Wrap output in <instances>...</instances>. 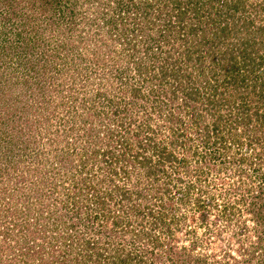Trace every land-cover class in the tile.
<instances>
[{
    "label": "rangeland",
    "instance_id": "obj_1",
    "mask_svg": "<svg viewBox=\"0 0 264 264\" xmlns=\"http://www.w3.org/2000/svg\"><path fill=\"white\" fill-rule=\"evenodd\" d=\"M19 2L23 5L22 7L28 8L30 6L24 0H19ZM30 2L31 0H29ZM79 2V5H76L75 8V11L78 12L76 15L71 14L66 18L64 16L66 11L61 6L54 11V18L53 16L30 17L24 20V24H22V20H19L18 16L14 17L12 21L3 23L2 16L4 10H6V2L0 1V72L2 67H5L3 70H10L6 77H3L4 75L0 76V83H6L7 80L14 82L15 79L18 80L17 77L20 78V83L25 80L23 87H20V84L13 85V96L25 94L22 99L25 104L31 105L30 115L35 116L46 107L58 112L53 114L64 116L63 110L58 111V106L53 107L54 104L60 102V97H62V102L66 104L69 110L75 109V112H78L81 109L84 112L82 114L84 122L80 125H74L73 128L81 133L86 131L88 125L97 128L100 131L98 135L102 141L100 147H104L103 144L106 140L105 127L112 126L115 128L118 122L117 113L113 116L115 121H112L111 118V112L115 109L119 112L123 110L124 113H128V116L134 119L135 123L138 122V128H140V131L142 130V133L144 132L143 134L146 132L144 130H147L145 124L148 115L150 118L149 128L153 130L154 139L157 142L163 140L165 143L171 135L163 118L165 113L162 115L150 111V102L153 98L151 95H149L148 101H145L142 96L138 97L135 101L136 108L130 107V104L126 105L131 100L130 85L134 83L139 85L141 87L139 95L144 96L148 93V88L143 89L144 80L133 73L132 64L128 66L129 73H122L124 77H121L122 74L118 77L117 68L124 61V52L118 53L121 44L105 41L104 38L101 39V33L96 25L88 28L85 18L90 17L92 11L88 4H85L86 2L82 0H79ZM258 2H263L264 5V0H247L248 4ZM249 17H253L255 23L261 22L264 24V12L253 16L249 15ZM32 22L34 27L29 25ZM161 41L162 38L160 40L148 39L147 46L162 44ZM170 44L173 47L176 46L175 42ZM162 48L166 49L165 43L162 44ZM24 52L30 57V60H39L40 63H36V66L39 67L42 64L39 68L41 71L43 68L45 69L46 78L49 81L52 80L53 83H49L47 79L42 82L41 77L33 70H28L27 67L21 66L22 63H18L19 58L25 59L23 57ZM20 53L22 56H20ZM49 54L52 57L47 56ZM208 71V68H206L204 74ZM222 72L220 71L216 75L218 82L214 86L217 85V91L212 93L211 88H205L202 91L203 96L212 94L216 100L218 91L228 89L226 93L222 94V97L229 100L237 99L236 95H228L232 85L228 84L223 87L226 78ZM207 76H209V72ZM250 78L248 79L249 83L253 81ZM31 81L32 84L34 81L40 82L46 88L45 91L43 93L38 91L34 84V87L30 86ZM219 83L223 85L220 86ZM27 84L29 87H27ZM232 94H234V91ZM88 96H91V99H88ZM80 102H84V109L80 107ZM88 102L92 104L90 115H96L90 118L93 123L86 125L85 120H89L85 116V112H89L85 109ZM165 102L170 106V110L173 109L172 103L166 100ZM202 102L204 101L202 100ZM218 102L221 103L219 108L202 111L204 113L202 119L206 124L212 122L211 112L214 116L218 114L225 116V120L223 121V117L222 121L226 124L232 120V115L237 110L242 109L239 104L233 103L229 105L230 109H228L229 107L222 105L221 100ZM236 102L239 103L237 100ZM195 103L198 104L199 102ZM255 104H259V102L255 101L253 95L251 103H247V107L250 108L249 111L253 110L252 105ZM201 106L204 107L203 103H201ZM124 107L125 109H123ZM174 108L173 112L178 111L176 118L181 120L176 126L186 127L191 120L189 106H183L182 109L180 107L177 109L176 106ZM167 110L168 107L165 111ZM258 111L264 112V105L260 106ZM251 119L245 126L239 125L234 130L232 129L234 125L230 124L232 126L230 130H227L228 126L226 125L224 130L222 129V132L217 136L209 133L211 138L208 141H203L202 132L197 134L195 127H187V133L182 135L187 141L171 147L177 158L184 156V164L178 163V160L159 163L153 176L140 174L137 185L135 184L137 180L133 171H141V166H127L130 176L124 181L125 187L130 190L133 186H138L143 198H134V194L131 192V199L125 202L120 214L124 221L129 222L128 228L137 230L142 227L147 232L142 234L139 241L132 242L129 239V233L110 241L106 235L107 233L100 231L102 227L98 222H92L88 226L91 234L87 236L91 240L101 242L102 246L106 245V241L109 244L113 241L119 242V244H122L121 249L124 252L127 250L133 251L136 254L135 260L141 264H171V262L175 264V256L173 253L171 255V251L174 252L177 249L176 247H184L183 252H190L191 256L204 252L206 259L203 264H228L232 260L239 261V264L243 263L242 260L248 256L247 252L252 249L253 245L256 246L257 237L262 235L260 226L264 222V211L261 212V219L257 222L254 218L256 213L252 211L254 209L251 207V203L255 200L252 195L255 191H258L256 185L261 179L264 180V147L261 145L264 143L262 141L264 139V129L260 124L263 119L259 118L261 120L259 124L256 123L253 115H251ZM126 121L127 118L124 119V123ZM253 124L260 126V133L253 132L254 130L251 129ZM56 126L57 122L54 124V127ZM32 128L28 132L19 135L14 131L10 134L9 129L0 127V157L7 153V157H11L14 162H18L16 169L11 170L8 175L0 177V195L1 189L8 186V184L15 190L13 193H5V195L12 196L11 199L7 197L10 204H4L3 200L0 201V243L7 242L1 238L3 236L1 219L3 218L4 209L9 207L8 217H15L17 214L22 217L21 212L25 213L28 206L30 212L27 220L30 223V229L34 230L33 236L29 240L30 243L41 242L40 238L43 239V237L40 236L39 232L43 227H46L47 232L52 230L51 221L57 215L54 214L55 212H60L59 214L66 212L67 215L72 216L69 222H76L73 228H69L71 223L68 221L64 223V226L67 227L65 230L70 234V237L67 238L68 241L65 242L76 243V238L80 240V232L84 231L87 222L82 223L86 221L83 219L82 209L79 214L82 219L79 220V215L72 214L76 205L73 208L70 203H66L65 195L66 193H74L77 187L83 189V184L91 185V182L105 176L107 172L103 168L98 169L97 166L100 165L97 163L99 157H96L97 161L88 160L86 167L78 162L80 149L83 147L88 152L87 150H91L93 147L86 143L81 134V138H77L75 142L70 137L69 139L66 137L65 139L68 140L63 142V140L60 141L56 138V133L53 131L50 134H44L41 125H33ZM129 128L133 130L134 127L130 126ZM131 129L129 133L132 131ZM116 130H119V128H116ZM147 131L149 133V130ZM226 131H230L231 134L228 135ZM10 135L12 136L11 140ZM219 136L227 137L225 146L222 145L224 143H213L215 138ZM254 136L261 138L256 141L253 139ZM31 137L36 139L35 144L29 143L28 147L24 149L22 146V149L18 147L24 140H30ZM47 137L56 141V146H52L53 142L47 143ZM139 138L141 139L142 135H139ZM233 139H238V141L235 142ZM14 145L16 147H10ZM75 150L77 155H74L73 161L72 159H65L61 162L62 152L75 153ZM137 151L139 149L131 143L129 154ZM153 163L152 159L151 164ZM18 172L23 174L19 181L16 179L17 176L14 175ZM5 177L8 178L4 179ZM80 178L84 179L85 183ZM185 190H187V193H184ZM14 202H16L17 206L15 207L18 208L19 213L10 215L14 207L11 204ZM200 202L199 209L196 206ZM82 204L84 205V203ZM199 211H202L204 218L199 217ZM153 214L156 215L154 218L158 216L162 220L155 221ZM8 217L6 220H8ZM164 223L168 224V227ZM107 227H110L109 221L108 225L106 224ZM61 230L60 239L62 236L64 237V228ZM98 230L99 234L97 235ZM135 230H133V233ZM15 231L16 229L12 230L13 234ZM9 237L6 236V240ZM51 239L59 241L57 237ZM55 240L51 241L55 242ZM14 241L13 238L8 241L12 245L13 251L17 249V246H14ZM42 242L46 241L43 239ZM59 242H64L63 238ZM169 244L171 251L168 247ZM258 244L257 242V246ZM54 245H58V243ZM102 246L98 247L102 248ZM150 249L152 254L143 252ZM261 249L255 250L253 262L257 261ZM176 251L182 253L181 249ZM78 252L79 254L75 257L74 253L70 255L60 252V254L65 256L64 258H75V261H81L83 252ZM92 258H87V263H92ZM55 262L58 264V260ZM65 262L60 259L59 264H65Z\"/></svg>",
    "mask_w": 264,
    "mask_h": 264
},
{
    "label": "trees",
    "instance_id": "obj_2",
    "mask_svg": "<svg viewBox=\"0 0 264 264\" xmlns=\"http://www.w3.org/2000/svg\"><path fill=\"white\" fill-rule=\"evenodd\" d=\"M0 1L6 2V10H4L2 16L3 23L12 21L14 17L18 16V19L22 20V24H24V20L30 17L53 16L54 18V11L61 6L66 11L64 15L66 18L71 14L76 15L78 12L77 10L75 11V8L80 3L79 0H31L30 3L29 0H24L30 5L28 8H25L22 7L23 5L20 4L19 0ZM82 1L86 2L85 4H88V7L92 11L90 17L85 18L88 28L96 25L98 31L101 33V39L104 38L106 39L105 41L121 44L118 53L124 52V61L117 68L118 77L122 73H129L130 69H128V66L132 64L133 73L144 80L143 89L148 88V93L144 96L142 94L139 95L141 88L139 85L135 83L130 85L131 100L126 105L130 104V107L136 108L135 101L138 97L142 96L145 98V101H148V97L151 95L153 98L151 99L149 109L162 115L165 113L163 118L165 123H167L171 135L165 143L163 140L157 142L152 135L153 130L149 128L150 118L148 115L146 116L145 125L149 133L143 129L146 131L143 134L144 132L142 133V130L140 131V128H138V122L135 123L134 119L128 116V113H124L123 110L119 112L115 109L111 112V118L112 121H115V117L113 116L117 113L118 122L115 128L112 126L105 127L104 135L106 136V140L103 144L104 147H100L102 141L98 135L100 131L97 128L88 125L84 133L76 131V128H73L74 125H80V123L84 122V119H82L84 112L81 109L78 112H75V109L69 110L66 104L62 102V97L59 96L61 98L60 102L54 104L53 107L58 106V111L63 110L64 116L53 114L58 112L46 107L43 108V111H39V114L37 113L35 116L30 115L31 105L25 104L22 99L25 94L13 96V85L20 84V87H23L25 80L23 83H20V78L17 77L18 80L15 79L14 82L7 80L6 83H0L1 128L9 129L10 134L14 131L20 135L33 129V125H41L44 134H50L53 131L56 133V138L60 141L63 140V142H66L69 137L73 138V142H75L77 138L80 139L83 136L86 143L93 147L91 146L92 149L87 150L88 152L82 147L78 152V162L86 167L88 160L92 161L93 159V161H97L96 157H99L97 163L100 165L97 166L98 169L103 168L107 172L105 176L97 178L95 182H91V185L83 184V189L77 187L74 193H66L65 195L67 199L66 203H70L73 208L76 205L72 214L79 215L82 209V213H84L83 219L86 220L82 223L87 222V224L84 223L86 225L84 231L80 232V240L76 238V243L65 242L68 241L67 238L70 237V234L65 230L67 227L64 226V223L66 221L69 222L72 218L66 212H62V214H59L60 212L54 213L57 215L51 221V234L45 230L46 227H43L39 232L46 242H42L43 239L40 238L41 242L30 243L29 240L33 236L34 230L30 229V223L27 220L30 212L29 206L26 207L25 213L21 212L23 214L22 217L17 214L19 211L15 207L17 206L16 202L11 204L14 207L10 212V215L17 214L15 217H8L9 207H6L1 219V227L3 229V236L1 238L7 242L13 238L15 240L14 246H17V249L15 250L16 252L13 251L12 245L9 242L0 243V264H56V260H58L59 264L60 259L66 261L65 264H81L82 262L83 264H141L135 260L136 254L129 250L124 252L121 249L122 244H119V242L113 241L109 244L106 241V245L102 246L101 242L91 240L87 236L91 234L88 226L92 222H98L102 227L100 231L106 232L110 241L115 238H121L127 233H129V239L132 242L139 241L142 238V234L147 233L142 227L137 230L135 228H128L129 222L124 221L120 214L125 202L131 199V192L134 194V198H143L138 186H133L130 190L125 187L124 181L130 176L127 166H141V171H133L137 180L135 184L137 185L140 174L153 176L159 163L178 160V163L184 164V156L177 158L171 147L178 146L187 141L182 135L187 133V127L189 126L195 127L197 134L202 132L203 141L210 140L209 133H212L214 136L219 135L226 125L228 126L227 130L232 128L230 124L234 125L233 130L239 125L245 126L249 120L253 119H251V115L254 116L257 124L261 122L259 118L263 119L260 124L263 127L262 129H264V112L258 111L259 107L264 105V24L261 22L255 23L253 17H249V15L253 16L264 12L263 2L248 4L247 0ZM29 25L34 27L33 22ZM160 38H162L161 43L166 44V49L162 48V44L159 43L154 46H147L148 39L160 40ZM173 42L176 43L175 47L170 44ZM20 56H22L21 53ZM47 56L52 57L51 54ZM23 57L25 59L19 58L18 62L19 64L22 63V67L33 70L41 77L42 82L45 79L49 81L46 78V73L44 74L45 69L43 68L41 71L39 68L42 64L39 67L36 66V63H40L39 60H30V57L25 52L23 53ZM4 68L2 67L0 72L1 77L3 75V77H6V74L10 71L3 70ZM206 68L209 70V76H207L208 72L204 74ZM218 71H223L222 73L226 78V82L225 80V83L223 82L225 85L222 83H219V85H223V87L228 84L232 85L228 95H236L237 99L229 100L226 97H222V94L226 93L228 89L218 91L216 100L212 94L203 96L202 91L205 88H211L212 93L217 91V85L214 86V84L218 82L216 77L217 73H219ZM124 74L121 77H124ZM250 77L253 81L249 83L248 79ZM49 83H53V81L51 80ZM29 84L33 87L35 85V88L37 87L36 89L42 93L46 89L40 82L34 81L33 85L31 81ZM27 87H29L28 84ZM256 88L258 89L255 90ZM233 91L234 94H232ZM253 95L255 96V101H258L259 104L252 105L253 110L249 111L250 108L247 107V103H251ZM88 99H91V96H88ZM165 100L173 104V109H175L174 106L177 109L189 106L188 110L191 120L186 127L181 128V126H176L181 121L180 118H176L178 111L173 112V109L170 110V106L166 104ZM220 100L223 102L222 105L227 108L229 107L228 109H230L229 105L233 103L241 105L242 109L240 111L237 110L232 115V120L226 124L223 123L225 116L221 114L214 116L211 112L210 117L213 116L212 122L206 124L202 119L204 117L202 111H207L210 108H219L221 103L218 101ZM195 102L199 103L196 104ZM201 103H203L204 107L201 106ZM79 105L84 109V102H80ZM87 105L85 109L89 112H85V116L89 120H85L86 125L93 123L90 118L96 115H90L92 104L88 102ZM167 107L168 110L165 111ZM126 118L127 121L124 123V119L126 120ZM56 122L57 126L54 127ZM130 126L134 127L133 130L129 128ZM116 128H119V130H116ZM130 129L132 131L129 133ZM251 129L254 130V133L261 132L260 126H256V124H253ZM226 132L228 135L231 134L229 133L230 131ZM139 135H142L141 139ZM66 137L68 139H65ZM11 138L12 136L10 135V140ZM260 138L254 136L253 139L258 141ZM233 140L235 142L238 141V139ZM46 141L47 143L53 142L52 146H56V141L50 140L49 137L46 138ZM262 141L264 142V139ZM35 142L36 139L31 137L30 140H24L18 147L21 148L22 146L24 149L28 147L29 143L35 144ZM226 142L227 137L219 136L215 138L213 143H224L222 145L225 146ZM131 143L139 151L129 154ZM261 145L264 147V143ZM10 147H16V145ZM6 154L0 157V177L8 175L11 170L16 169V164H18L17 161L14 162ZM74 155H77L76 150L75 153L62 152L60 160L61 162L65 159H72L73 161ZM87 156L88 158H86ZM152 159L155 165L154 163L151 164ZM14 175L17 176L16 179L18 181L23 176L21 172ZM6 178L8 177L4 179ZM16 179L15 182L17 181ZM80 179L85 183L84 179ZM256 186L258 191H255L252 195L255 200L251 203V207L254 209L252 211L256 213L254 218L258 222L261 219V212L264 211V180L261 179ZM1 190L0 201L3 200L4 204H10V200L7 197L11 199L12 196L5 195V193H13L15 191L14 188L8 184V186H4ZM184 193H187V190ZM200 204L201 202L196 207L199 208ZM7 217L8 220H6ZM154 217L156 215L154 216L153 214V219L157 222L162 220L158 216L157 218ZM199 217H205L202 211H199ZM78 219L80 220L82 217L79 215ZM108 221L110 227L106 228ZM69 223H71L69 228H73L76 222L70 221ZM164 225L168 227V224L164 223ZM62 228H64V237L62 236L61 239L63 238L64 242H59L61 240ZM13 229H16L14 234L12 232ZM260 229L262 235L257 237L258 246L256 242V246L253 245L252 249L247 252L248 256L240 264H264V222L261 224ZM133 230H135L134 233ZM10 232L12 233L9 234ZM96 234H99V230ZM6 236L10 237L6 240ZM56 237L57 239L59 238V241L51 239L55 240L53 242L50 240V238ZM55 243H58V245H54ZM100 245L102 248L98 247ZM168 247L171 251L170 244ZM176 248L181 249L182 253L177 252V249L174 252L171 251V255L173 253L175 256V264L188 262L190 264H203L206 259L204 252L191 256L190 252H183L184 247ZM260 248H262L260 251V256L262 257L258 256L257 261L253 262L254 252ZM73 249L75 250L73 251ZM151 249L149 251L144 250L143 252L152 254ZM78 251L83 252L82 259H80L82 262L75 261V258H64L65 256L60 254V252L70 255L74 253L75 257V255L79 254ZM171 255L170 257H172ZM91 257H93L92 263H87V258L90 259ZM228 264H239V261L232 260Z\"/></svg>",
    "mask_w": 264,
    "mask_h": 264
}]
</instances>
